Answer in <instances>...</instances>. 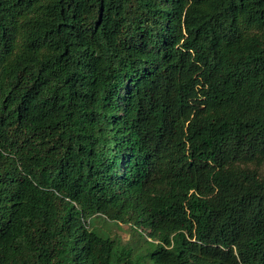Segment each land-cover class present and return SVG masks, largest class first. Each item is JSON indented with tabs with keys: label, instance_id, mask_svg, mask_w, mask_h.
Returning a JSON list of instances; mask_svg holds the SVG:
<instances>
[{
	"label": "trees",
	"instance_id": "obj_1",
	"mask_svg": "<svg viewBox=\"0 0 264 264\" xmlns=\"http://www.w3.org/2000/svg\"><path fill=\"white\" fill-rule=\"evenodd\" d=\"M144 258L264 264V0H0V264Z\"/></svg>",
	"mask_w": 264,
	"mask_h": 264
},
{
	"label": "rangeland",
	"instance_id": "obj_2",
	"mask_svg": "<svg viewBox=\"0 0 264 264\" xmlns=\"http://www.w3.org/2000/svg\"><path fill=\"white\" fill-rule=\"evenodd\" d=\"M94 223L95 226L98 228V230L107 228L109 229L111 236L112 235L116 236L120 238L123 242L129 243L135 250L139 248L140 239L138 235L129 228V226L117 225L115 223L106 221L102 217H96ZM136 254L139 255V251ZM140 264H153V263L152 261L144 258V260H142Z\"/></svg>",
	"mask_w": 264,
	"mask_h": 264
}]
</instances>
